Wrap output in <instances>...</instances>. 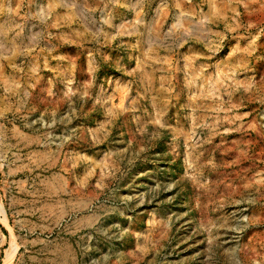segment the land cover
<instances>
[{
    "label": "rangeland",
    "instance_id": "rangeland-1",
    "mask_svg": "<svg viewBox=\"0 0 264 264\" xmlns=\"http://www.w3.org/2000/svg\"><path fill=\"white\" fill-rule=\"evenodd\" d=\"M0 264H264V0H0Z\"/></svg>",
    "mask_w": 264,
    "mask_h": 264
},
{
    "label": "crops",
    "instance_id": "crops-1",
    "mask_svg": "<svg viewBox=\"0 0 264 264\" xmlns=\"http://www.w3.org/2000/svg\"><path fill=\"white\" fill-rule=\"evenodd\" d=\"M50 1H54V0H50Z\"/></svg>",
    "mask_w": 264,
    "mask_h": 264
}]
</instances>
